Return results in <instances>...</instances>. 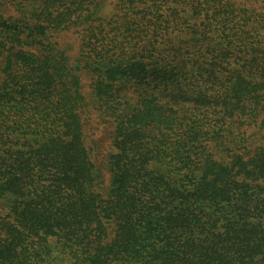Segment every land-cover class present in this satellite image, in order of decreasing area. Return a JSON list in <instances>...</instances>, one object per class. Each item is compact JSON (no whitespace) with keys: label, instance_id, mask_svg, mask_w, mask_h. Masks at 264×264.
<instances>
[{"label":"trees","instance_id":"obj_1","mask_svg":"<svg viewBox=\"0 0 264 264\" xmlns=\"http://www.w3.org/2000/svg\"><path fill=\"white\" fill-rule=\"evenodd\" d=\"M32 1L0 0V264H264V0Z\"/></svg>","mask_w":264,"mask_h":264},{"label":"rangeland","instance_id":"obj_2","mask_svg":"<svg viewBox=\"0 0 264 264\" xmlns=\"http://www.w3.org/2000/svg\"><path fill=\"white\" fill-rule=\"evenodd\" d=\"M36 2L37 5L39 4L37 0H34L32 2H29L24 10L29 9L32 10L36 8ZM116 0H107L105 7H104V13L106 16L110 17L115 14L116 7H115ZM5 9L8 14L16 15V16H22L26 15L25 12H19V10H16L11 4L5 3ZM30 15V13H29ZM83 35H84V28L83 26H69L68 28L64 30H57V31H50V39L53 41H56L58 46H60L62 49H65L67 51V54L70 59V63L72 66L79 67L78 73H80L82 77V83L85 87V93L87 94V99L89 101L88 105V112L85 115V119L90 126L95 127V130L97 132V135L100 136L101 141L103 139L107 138V135H109L111 131V127L107 124L110 123L109 119H107L101 111L97 108V102L94 98V94H92V88L91 83L93 82V78L95 77V73H93V70L86 66L85 59L83 56ZM120 96L126 97L132 100H137L139 96V92L137 90V87L134 85H129L127 87H121L119 90ZM253 128L250 129L252 132ZM264 134V131L258 135L255 136L256 143H260L261 141H264V137L262 136ZM110 136V135H109ZM108 144V141L105 140L103 142V147H106ZM106 148L101 149V154L105 155Z\"/></svg>","mask_w":264,"mask_h":264}]
</instances>
